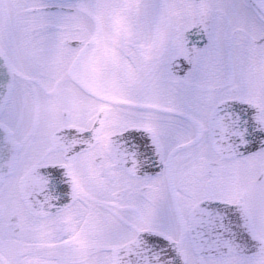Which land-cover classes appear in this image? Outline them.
Returning <instances> with one entry per match:
<instances>
[{
    "label": "snow or ice",
    "instance_id": "1",
    "mask_svg": "<svg viewBox=\"0 0 264 264\" xmlns=\"http://www.w3.org/2000/svg\"><path fill=\"white\" fill-rule=\"evenodd\" d=\"M0 264H264V0H0Z\"/></svg>",
    "mask_w": 264,
    "mask_h": 264
}]
</instances>
